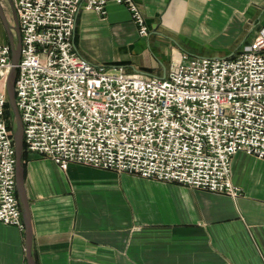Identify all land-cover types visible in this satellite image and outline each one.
<instances>
[{
  "label": "built area",
  "instance_id": "2783aa9c",
  "mask_svg": "<svg viewBox=\"0 0 264 264\" xmlns=\"http://www.w3.org/2000/svg\"><path fill=\"white\" fill-rule=\"evenodd\" d=\"M125 6L149 36L136 0H15L22 37L16 102L25 151L71 164L238 198L239 153L264 160V33L230 59L190 58L164 78L96 65L74 43L83 11ZM11 47L0 41V223L25 229L7 119Z\"/></svg>",
  "mask_w": 264,
  "mask_h": 264
},
{
  "label": "crops",
  "instance_id": "0c3cea01",
  "mask_svg": "<svg viewBox=\"0 0 264 264\" xmlns=\"http://www.w3.org/2000/svg\"><path fill=\"white\" fill-rule=\"evenodd\" d=\"M149 36L111 3L81 12L74 43L96 65L164 78L183 56L230 59L264 33V0H136ZM8 43V42H7ZM35 264H264V160L232 161L238 198L25 153ZM0 264H29L26 230L0 223Z\"/></svg>",
  "mask_w": 264,
  "mask_h": 264
},
{
  "label": "water",
  "instance_id": "95a60500",
  "mask_svg": "<svg viewBox=\"0 0 264 264\" xmlns=\"http://www.w3.org/2000/svg\"><path fill=\"white\" fill-rule=\"evenodd\" d=\"M9 3L14 25L9 21L5 7L2 0H0V21L4 27L7 35L8 44L11 47V70L6 81V95L9 109L12 113V135L14 140V147L16 151V186L17 196L19 199L23 222L27 236V256L28 263L35 264L32 254V224H31V212L29 208V202L25 190L24 181V158H25V144H24V125L21 118L20 111L16 102V79L18 74V65L21 59L22 52V37L20 31L19 19L15 7V0H6Z\"/></svg>",
  "mask_w": 264,
  "mask_h": 264
},
{
  "label": "rangeland",
  "instance_id": "374dc122",
  "mask_svg": "<svg viewBox=\"0 0 264 264\" xmlns=\"http://www.w3.org/2000/svg\"><path fill=\"white\" fill-rule=\"evenodd\" d=\"M2 2H3V5L5 7V11H6V14H7V17L9 19V21L11 22L12 25H14V20H13V17H12V12H11L9 3L6 0H2ZM0 41L2 43L8 42L7 35H6V32L4 30V27H3L2 23H1V21H0Z\"/></svg>",
  "mask_w": 264,
  "mask_h": 264
},
{
  "label": "trees",
  "instance_id": "16d2710c",
  "mask_svg": "<svg viewBox=\"0 0 264 264\" xmlns=\"http://www.w3.org/2000/svg\"><path fill=\"white\" fill-rule=\"evenodd\" d=\"M7 119L9 120V127L10 129H12V126H11V120H12V113L9 109V106H7Z\"/></svg>",
  "mask_w": 264,
  "mask_h": 264
}]
</instances>
